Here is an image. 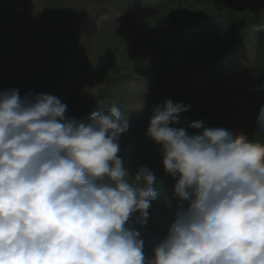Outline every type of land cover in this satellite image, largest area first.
I'll return each mask as SVG.
<instances>
[{
    "label": "clouds",
    "instance_id": "obj_1",
    "mask_svg": "<svg viewBox=\"0 0 264 264\" xmlns=\"http://www.w3.org/2000/svg\"><path fill=\"white\" fill-rule=\"evenodd\" d=\"M190 108L168 99L150 117L181 210L146 259L128 221L147 223L157 177L140 166L129 180L120 107L80 121L55 95L0 91V264H264V143L202 120L199 134L173 127Z\"/></svg>",
    "mask_w": 264,
    "mask_h": 264
},
{
    "label": "rangeland",
    "instance_id": "obj_2",
    "mask_svg": "<svg viewBox=\"0 0 264 264\" xmlns=\"http://www.w3.org/2000/svg\"><path fill=\"white\" fill-rule=\"evenodd\" d=\"M17 1L21 3L5 10L0 9V48L3 50L12 47L5 57L0 54V63L7 64L10 63V59L14 60L7 69L6 81L0 82V91L19 89L23 96L31 89L33 93L51 94L50 89L30 88L27 75L31 73L33 78L51 83V80L45 77L49 73L56 75L58 64L53 65L51 69L40 64L43 56L41 46L48 38L57 34L59 27L69 28L75 33V38L79 35V42L84 46L77 48L76 51L77 73L66 71L59 73L73 98L71 100L69 96H64L61 99V102L67 105L65 115L70 117L77 112H83L100 90L109 84L107 73L111 68L116 69L119 74H124L131 71L129 69H132L134 64L139 63L141 67H147V73L156 79L157 70L151 68L153 59L156 61L165 51H169L173 57L172 61L176 62L177 65L158 79L170 86L162 88L159 95L162 101L147 104L144 94L153 89L152 84L146 81L143 87L135 85L137 79H141L138 74L134 76L135 80L124 81L118 87L116 94L117 101L131 116L127 118L124 113L122 115L128 120L130 127L119 137L122 147L118 153L124 162L127 157L134 159L131 164L125 165L130 171L128 178L131 181L140 166L148 167L157 177L155 187L158 195L151 201L147 223L140 224L139 214L132 222L140 228L137 229L139 231H142L145 225L153 224V230L146 228V233L141 232L144 248L149 247V251H153V239L148 244L146 236L159 235L163 240L176 213L181 210L178 208L179 200L166 191L168 186L175 185L176 178L168 174L163 166L162 147L147 135L153 107L163 104L168 99L173 103L191 105L189 111L179 114V122L172 125L186 129L190 135L202 132V128L189 127L192 122L202 120L204 127L224 128L237 134L243 133L252 140L264 141V128H258L257 124L259 109L264 105V94L253 96V85L247 75L248 70H253L257 59L254 47L257 45L255 34L251 32L238 36V27L220 28L217 23L223 19L219 11L264 18V0H150V3L147 1L143 5L137 4L139 11L152 10L164 2L153 10V17H141L145 20L140 21V31H133L138 37H133L131 32L120 26L121 20L125 16L128 17L132 11L126 10L124 16V11L117 6L116 0ZM55 1L60 4L65 3L70 8L76 7L68 14L60 13L64 20H69L68 25L61 24L56 18L48 24L42 22L41 16L51 14L49 7L58 11L59 5ZM210 16L216 17V22L212 24L213 30L207 34L203 33L201 37L205 46H189L185 43L186 39L176 52L171 49V42L178 45L173 40L181 34L182 29ZM139 20V17L133 16L130 21L136 24ZM249 23L251 26L254 24ZM253 26L257 28L258 24ZM53 27L56 28L55 31ZM20 29L29 31L20 42L10 46L7 37L1 40L9 33L18 36ZM106 30L108 34H102ZM208 35L211 36V40L207 44ZM132 38L138 47L136 50L145 49L147 58L135 55ZM243 39L246 40L245 45L238 46L236 53L228 55V52ZM262 45L264 46V43ZM208 47L211 49L210 53ZM71 49L75 48L71 46ZM213 56H215L214 60L211 59ZM25 61L32 64L28 65ZM70 61L68 59L67 63ZM219 61H221L220 68H213L212 66ZM20 63L25 66L21 74L18 71ZM169 75L176 77L177 81L172 80ZM18 80L19 87H17ZM123 85L127 95L121 94ZM142 103L143 107L137 109ZM89 118L90 114L86 121ZM129 140H132V146L126 154ZM187 207L188 202L184 204V209Z\"/></svg>",
    "mask_w": 264,
    "mask_h": 264
},
{
    "label": "trees",
    "instance_id": "obj_3",
    "mask_svg": "<svg viewBox=\"0 0 264 264\" xmlns=\"http://www.w3.org/2000/svg\"><path fill=\"white\" fill-rule=\"evenodd\" d=\"M249 17H250V19H255L257 16H255V15H249ZM263 58H264V56H263V54L261 55V57H260V64L263 66V63H262V61H263ZM264 67V66H263ZM262 143H264V141L262 142ZM133 215H134V213H133ZM146 235V234H145ZM161 237L159 236V235H157V236H146V241H147V243L149 244V242L151 241V239H153V246L155 247L156 246V244H157V241L160 239ZM156 243V244H155ZM143 251H144V254H145V257H146V259H148V258H151L152 256H153V251H149V247H147V248H144L143 249Z\"/></svg>",
    "mask_w": 264,
    "mask_h": 264
}]
</instances>
